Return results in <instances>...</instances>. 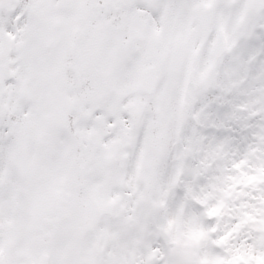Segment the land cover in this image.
Here are the masks:
<instances>
[{"label":"snow or ice","instance_id":"snow-or-ice-1","mask_svg":"<svg viewBox=\"0 0 264 264\" xmlns=\"http://www.w3.org/2000/svg\"><path fill=\"white\" fill-rule=\"evenodd\" d=\"M0 264H264V0H0Z\"/></svg>","mask_w":264,"mask_h":264}]
</instances>
